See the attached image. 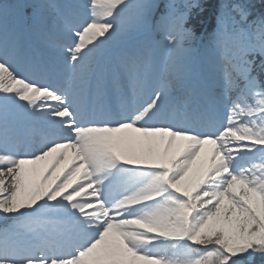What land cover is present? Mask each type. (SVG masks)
I'll return each mask as SVG.
<instances>
[{
    "label": "snow or ice",
    "instance_id": "1",
    "mask_svg": "<svg viewBox=\"0 0 264 264\" xmlns=\"http://www.w3.org/2000/svg\"><path fill=\"white\" fill-rule=\"evenodd\" d=\"M194 8L0 0V264H264V0Z\"/></svg>",
    "mask_w": 264,
    "mask_h": 264
},
{
    "label": "trees",
    "instance_id": "2",
    "mask_svg": "<svg viewBox=\"0 0 264 264\" xmlns=\"http://www.w3.org/2000/svg\"><path fill=\"white\" fill-rule=\"evenodd\" d=\"M216 2L217 0H200L199 3L203 5L204 11L201 12L198 8H194L192 10V19L195 21V27L198 35L206 29L210 30L213 26V11Z\"/></svg>",
    "mask_w": 264,
    "mask_h": 264
},
{
    "label": "rangeland",
    "instance_id": "3",
    "mask_svg": "<svg viewBox=\"0 0 264 264\" xmlns=\"http://www.w3.org/2000/svg\"><path fill=\"white\" fill-rule=\"evenodd\" d=\"M196 1H197V0H194V2H196ZM67 163H68V161H62L61 164L59 165L58 171H59L60 169L65 168V167L67 166ZM54 175H55V174H54Z\"/></svg>",
    "mask_w": 264,
    "mask_h": 264
}]
</instances>
